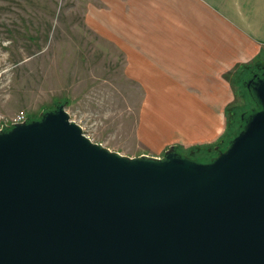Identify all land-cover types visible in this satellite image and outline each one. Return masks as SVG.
Wrapping results in <instances>:
<instances>
[{"label":"water","instance_id":"water-1","mask_svg":"<svg viewBox=\"0 0 264 264\" xmlns=\"http://www.w3.org/2000/svg\"><path fill=\"white\" fill-rule=\"evenodd\" d=\"M222 150L128 157L63 105L0 132V264H264V74Z\"/></svg>","mask_w":264,"mask_h":264},{"label":"rangeland","instance_id":"rangeland-1","mask_svg":"<svg viewBox=\"0 0 264 264\" xmlns=\"http://www.w3.org/2000/svg\"><path fill=\"white\" fill-rule=\"evenodd\" d=\"M115 2L0 0V117L35 120L63 105L94 143L128 157L162 158L172 146L159 149L158 139L144 135L151 127L143 113L155 106L146 102L148 78L164 68L156 45L165 44L160 54H171V32L192 25L183 23V0H142L137 12L127 0L122 7ZM132 15L147 22L128 23ZM260 72L264 53L225 74L232 99L221 137L213 144L173 146L176 151L208 159L222 150L241 117L257 109L244 84Z\"/></svg>","mask_w":264,"mask_h":264},{"label":"crops","instance_id":"crops-1","mask_svg":"<svg viewBox=\"0 0 264 264\" xmlns=\"http://www.w3.org/2000/svg\"><path fill=\"white\" fill-rule=\"evenodd\" d=\"M117 1L113 6L122 7ZM127 1L130 10L143 8L142 0ZM182 7L183 23L192 29L171 32V54L156 45L164 68L148 78L146 102L155 106L143 113L151 127L144 135L158 139L159 149L216 143L232 99L225 74L264 53V0H183ZM126 21L147 22L142 16Z\"/></svg>","mask_w":264,"mask_h":264},{"label":"built area","instance_id":"built-area-1","mask_svg":"<svg viewBox=\"0 0 264 264\" xmlns=\"http://www.w3.org/2000/svg\"><path fill=\"white\" fill-rule=\"evenodd\" d=\"M27 119L23 114H17L13 116H1L0 117V132L5 131L11 127H13L15 124L26 122Z\"/></svg>","mask_w":264,"mask_h":264},{"label":"trees","instance_id":"trees-1","mask_svg":"<svg viewBox=\"0 0 264 264\" xmlns=\"http://www.w3.org/2000/svg\"><path fill=\"white\" fill-rule=\"evenodd\" d=\"M246 91H247L248 95L250 96L251 100L253 101L254 105L257 106L256 101L254 100L253 96L251 94H249L247 89H246ZM258 108L259 107L257 106V109ZM240 124H241V122H240ZM239 130H240V127L237 126V130H236L235 134L233 135V137L238 133ZM233 137H231V138H233ZM193 159L194 160H199V161H204V160H206V157H198V158H193Z\"/></svg>","mask_w":264,"mask_h":264},{"label":"flooded vegetation","instance_id":"flooded-vegetation-1","mask_svg":"<svg viewBox=\"0 0 264 264\" xmlns=\"http://www.w3.org/2000/svg\"><path fill=\"white\" fill-rule=\"evenodd\" d=\"M262 74H264V72L255 73V74H253V75L261 76Z\"/></svg>","mask_w":264,"mask_h":264}]
</instances>
